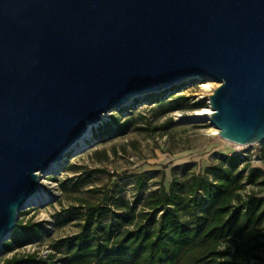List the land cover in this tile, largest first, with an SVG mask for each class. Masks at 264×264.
I'll return each mask as SVG.
<instances>
[{
  "label": "water",
  "instance_id": "1",
  "mask_svg": "<svg viewBox=\"0 0 264 264\" xmlns=\"http://www.w3.org/2000/svg\"><path fill=\"white\" fill-rule=\"evenodd\" d=\"M192 78L221 138L264 143V0H0V254L92 125Z\"/></svg>",
  "mask_w": 264,
  "mask_h": 264
},
{
  "label": "trees",
  "instance_id": "2",
  "mask_svg": "<svg viewBox=\"0 0 264 264\" xmlns=\"http://www.w3.org/2000/svg\"><path fill=\"white\" fill-rule=\"evenodd\" d=\"M177 86L148 94L150 101L166 105L167 111L182 109L188 97L170 94ZM172 122L169 118L163 127ZM128 123L115 117L107 130L112 133ZM104 171L95 168L88 173ZM146 177L147 172L137 174L138 188ZM164 181L163 175L154 199L138 209L118 210L101 202L86 205L82 230L58 242L65 247L63 257L23 253L4 257L0 264H264V170L240 154L221 153L206 171L192 174L183 201ZM248 184L252 189L245 194ZM109 198L105 193L103 200ZM27 213L20 212L2 254L49 232L42 222L25 219Z\"/></svg>",
  "mask_w": 264,
  "mask_h": 264
},
{
  "label": "rangeland",
  "instance_id": "3",
  "mask_svg": "<svg viewBox=\"0 0 264 264\" xmlns=\"http://www.w3.org/2000/svg\"><path fill=\"white\" fill-rule=\"evenodd\" d=\"M210 82L192 78L176 84L170 94L188 97L182 109L167 111L166 105L150 101V93H146L104 114L99 123L92 125V135L85 138V143L77 142L52 172L41 175V190L51 199L26 208L24 218L42 222L49 232L12 252L1 253L0 259L33 252L63 257L65 247L58 242L82 230L86 205L101 202L118 210L126 206L138 209L154 199L163 175L166 188L173 185L177 199L183 201L189 193L192 174L206 171L221 153L240 154L253 167L264 170V143L234 144L215 133L210 117H195L210 109L209 95L214 89L203 87ZM197 102L202 106L196 107ZM115 117L129 123L123 129L108 132L107 125ZM169 118L173 122L163 127ZM95 168L105 171L88 173ZM140 172H147L142 189L137 181ZM247 187L245 194L252 189L250 184ZM105 193L110 196L107 201L103 200ZM109 219L104 218L105 222Z\"/></svg>",
  "mask_w": 264,
  "mask_h": 264
},
{
  "label": "bare ground",
  "instance_id": "4",
  "mask_svg": "<svg viewBox=\"0 0 264 264\" xmlns=\"http://www.w3.org/2000/svg\"><path fill=\"white\" fill-rule=\"evenodd\" d=\"M209 80L211 82L204 84L203 87H206L208 89H215V88H217V86L219 85V83L213 81L212 79H209ZM210 114H211V109H204V110L198 112L195 117H202V116H208L209 117ZM217 132L219 133V130L216 128L215 129V133H217ZM86 137H89V136L88 135L85 136L83 139L80 140V142L85 143V138ZM56 166L57 165H54L51 170L55 169ZM49 199H51V196H49L48 193L43 192L40 189L37 197L33 201H34V203L43 204L44 202H46Z\"/></svg>",
  "mask_w": 264,
  "mask_h": 264
},
{
  "label": "built area",
  "instance_id": "5",
  "mask_svg": "<svg viewBox=\"0 0 264 264\" xmlns=\"http://www.w3.org/2000/svg\"><path fill=\"white\" fill-rule=\"evenodd\" d=\"M39 256L45 257V256H47V254H43V255H40V254H39Z\"/></svg>",
  "mask_w": 264,
  "mask_h": 264
}]
</instances>
